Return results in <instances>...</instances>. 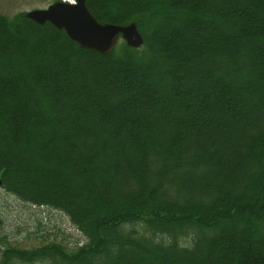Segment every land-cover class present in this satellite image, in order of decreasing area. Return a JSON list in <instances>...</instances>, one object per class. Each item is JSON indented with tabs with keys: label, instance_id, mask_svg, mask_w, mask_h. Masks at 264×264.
<instances>
[{
	"label": "trees",
	"instance_id": "16d2710c",
	"mask_svg": "<svg viewBox=\"0 0 264 264\" xmlns=\"http://www.w3.org/2000/svg\"><path fill=\"white\" fill-rule=\"evenodd\" d=\"M87 7L142 48L0 15L1 187L88 240L1 264H264V0Z\"/></svg>",
	"mask_w": 264,
	"mask_h": 264
},
{
	"label": "rangeland",
	"instance_id": "374dc122",
	"mask_svg": "<svg viewBox=\"0 0 264 264\" xmlns=\"http://www.w3.org/2000/svg\"><path fill=\"white\" fill-rule=\"evenodd\" d=\"M63 0H0V15L14 18L35 10H45ZM73 1V0H64ZM76 1V0H75ZM118 40L117 49L124 44ZM0 264L4 250L10 247L35 250L51 244H59L69 252L87 244L85 236L62 212L49 207H35L20 201L0 187Z\"/></svg>",
	"mask_w": 264,
	"mask_h": 264
},
{
	"label": "water",
	"instance_id": "95a60500",
	"mask_svg": "<svg viewBox=\"0 0 264 264\" xmlns=\"http://www.w3.org/2000/svg\"><path fill=\"white\" fill-rule=\"evenodd\" d=\"M26 18L41 26L49 23L82 49L105 56L115 50L121 37L133 49H140L145 42L136 23L118 26L98 22L87 7V0H77L76 5L56 2L45 10L27 13Z\"/></svg>",
	"mask_w": 264,
	"mask_h": 264
}]
</instances>
